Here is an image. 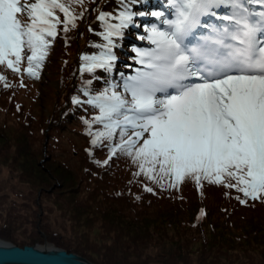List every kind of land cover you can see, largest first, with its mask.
Instances as JSON below:
<instances>
[{
	"label": "trees",
	"instance_id": "obj_1",
	"mask_svg": "<svg viewBox=\"0 0 264 264\" xmlns=\"http://www.w3.org/2000/svg\"><path fill=\"white\" fill-rule=\"evenodd\" d=\"M108 1L65 0L77 17L75 26L69 25L67 32L63 24L58 26L39 75L27 72L25 59L19 72L0 64L5 77L0 79V160L13 175L7 184L31 188L25 190V203L2 206L6 213L0 211V237L20 246L52 241L99 264H264V201L241 203L245 197L237 189L207 181L201 188L187 178L177 187H161L139 173L130 156L111 154L118 136L93 144L95 133L105 129L95 120L99 108L87 101L105 91L128 98L121 88L137 71L84 70L80 53ZM57 15L65 20L63 13ZM135 19L116 36L120 46L140 33L132 26ZM59 72L64 83L55 88L49 82ZM161 183L167 185L168 178ZM40 187L58 205L52 206L57 214L52 218L60 223L56 228L65 227L70 236L51 232L45 217L53 208H46L48 199L42 194L37 196Z\"/></svg>",
	"mask_w": 264,
	"mask_h": 264
},
{
	"label": "snow or ice",
	"instance_id": "obj_2",
	"mask_svg": "<svg viewBox=\"0 0 264 264\" xmlns=\"http://www.w3.org/2000/svg\"><path fill=\"white\" fill-rule=\"evenodd\" d=\"M172 8L167 28L150 30L155 48L139 53L145 70L124 80L131 99L105 91L87 101L99 108L95 120L105 129L92 142L118 136L111 154L130 156L139 173L161 187L187 178L201 188L207 181L237 189L241 203L264 201V0H172ZM204 17L222 26L211 25L214 36L193 45L197 30L209 27ZM76 18L65 0H0V64L19 72L27 49V72L39 75L58 26L67 32ZM99 19L108 44L101 55L83 57L89 72L111 68V38L132 14L121 12L118 24L107 23L104 13Z\"/></svg>",
	"mask_w": 264,
	"mask_h": 264
},
{
	"label": "rangeland",
	"instance_id": "obj_3",
	"mask_svg": "<svg viewBox=\"0 0 264 264\" xmlns=\"http://www.w3.org/2000/svg\"><path fill=\"white\" fill-rule=\"evenodd\" d=\"M150 1L152 2L154 0H121V3L116 2V0H111V1H108L103 6V11H100V12H102L104 14H107V23H109V24H118L120 22L118 17H119L121 12L128 11V12H130L132 14V9H134V8L141 9V8L149 7L148 3ZM125 2H126V4H125ZM122 4H124V5H122ZM94 21L95 22L90 26V30H89V32L91 33L90 43L80 53L81 58L83 56H87L88 51L93 49L96 44L100 43V44H103V45H107V43H105V41H107V40L105 39V36L103 35L104 32H102V22L105 23V21H101L98 17ZM135 28L139 29V26L138 27L135 26ZM28 54H30V53L26 49L25 50V58H24L25 61H27V55ZM125 63H128V61L125 60L124 63H122V64L126 65ZM40 69H41V67H40ZM67 72H68V70L66 71V73ZM66 73H65V75L62 78H64L66 76ZM40 74H41V72H40ZM60 75H62V72L57 73L55 75V78H51V80L49 82L50 85H52L53 87L56 88V87L60 86L62 83H64V82H62V79H60L61 78V77H59ZM43 81H44L43 79L42 80H38L37 83L38 84H40V83L42 84ZM23 92L24 91H22L21 93H23ZM67 134H69V132ZM73 137H74V139L81 140L80 139L81 137L79 135H77V134H73ZM40 160L42 161L43 164L46 163L44 158H41ZM0 165L1 166L3 165L0 168V197H1L0 198V200H1L0 201V209H1L0 211L3 214H5L6 210H2L3 209L2 206H5V204H7V203H9L10 205L12 203H18V204L25 203V201H27V199H25V197H24V195L26 194L25 190L28 191V188H29L30 191H31V188H30V186L28 184L25 185V184L21 183V185H20L17 181L16 182L20 185L19 189H17V187L15 189V186H14L15 181H13V184H7L6 180H12L11 178H12L13 175L11 174L10 170H8V167L5 166L4 164H2L1 160H0ZM41 190H43V189L41 188V189L37 190V196H40L42 194V193H40ZM7 193L9 195H7ZM31 195L34 197L35 193L32 191ZM42 197H44L45 199H48L47 200L48 202L46 204V206H47L46 208H50V207H52L54 205H57V204H55L56 202H54L50 197L48 198L44 194H42ZM57 206H55V207H57ZM52 208L53 209L50 210V215L48 217H45V221L48 223V225H50L51 232H54V234H59V235H61L62 232H63L64 234H68V236H70L71 235L70 232H67V231L64 230L65 227L62 226L63 228H61L60 230L56 228V226L59 225L60 223H58L57 221L53 220L52 217H55L57 214L54 212L55 208L54 207H52ZM1 218H3V217L1 216ZM29 226H31V224H29ZM19 230L20 229H18L17 231H14V233L17 234L19 232ZM40 230L42 231L41 232L42 235L45 234L47 237H50L49 232L47 230H44V229H40ZM56 231L58 233H56ZM2 238H4V237H2ZM4 239L5 240H10L13 243H15L11 239H8V238L7 239L4 238ZM45 243H49V244L53 243V244H55L54 242H52V241L50 242L48 240H45L44 242H41V241L40 242H36L34 244H39V245L42 244V245H44ZM55 245L59 246L57 244H55ZM164 258L166 259V257H164ZM148 264H163V263L162 262H158L156 260H152L151 263H148Z\"/></svg>",
	"mask_w": 264,
	"mask_h": 264
},
{
	"label": "water",
	"instance_id": "obj_4",
	"mask_svg": "<svg viewBox=\"0 0 264 264\" xmlns=\"http://www.w3.org/2000/svg\"><path fill=\"white\" fill-rule=\"evenodd\" d=\"M0 264H96L77 252L55 244L19 246L0 237ZM98 264V263H97Z\"/></svg>",
	"mask_w": 264,
	"mask_h": 264
},
{
	"label": "bare ground",
	"instance_id": "obj_5",
	"mask_svg": "<svg viewBox=\"0 0 264 264\" xmlns=\"http://www.w3.org/2000/svg\"><path fill=\"white\" fill-rule=\"evenodd\" d=\"M168 19H174V16H171V15H169L168 17H167ZM19 245V244H18ZM20 246V245H19ZM22 247V246H21ZM60 247V246H59ZM62 248V247H61Z\"/></svg>",
	"mask_w": 264,
	"mask_h": 264
}]
</instances>
